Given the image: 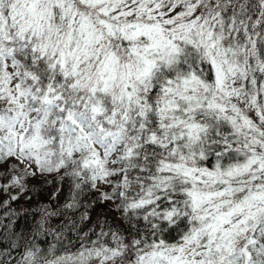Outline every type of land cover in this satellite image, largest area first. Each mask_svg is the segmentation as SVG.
I'll return each mask as SVG.
<instances>
[{
	"label": "snow or ice",
	"instance_id": "obj_1",
	"mask_svg": "<svg viewBox=\"0 0 264 264\" xmlns=\"http://www.w3.org/2000/svg\"><path fill=\"white\" fill-rule=\"evenodd\" d=\"M0 264H264V0H0Z\"/></svg>",
	"mask_w": 264,
	"mask_h": 264
},
{
	"label": "trees",
	"instance_id": "obj_2",
	"mask_svg": "<svg viewBox=\"0 0 264 264\" xmlns=\"http://www.w3.org/2000/svg\"><path fill=\"white\" fill-rule=\"evenodd\" d=\"M52 191V188H45L41 193H40V197L39 199L40 200H47L48 199V196H49V193ZM23 203V202H21ZM36 204V200H32V201H29L27 203L24 204L25 207H33L34 205ZM19 205H17L18 207ZM99 210V209H98ZM30 222H31V217H29L27 220H22L21 223L25 226V227H28L30 226Z\"/></svg>",
	"mask_w": 264,
	"mask_h": 264
}]
</instances>
